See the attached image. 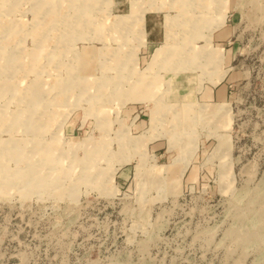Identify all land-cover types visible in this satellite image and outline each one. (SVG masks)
<instances>
[{
    "label": "rangeland",
    "instance_id": "rangeland-1",
    "mask_svg": "<svg viewBox=\"0 0 264 264\" xmlns=\"http://www.w3.org/2000/svg\"><path fill=\"white\" fill-rule=\"evenodd\" d=\"M0 264H264V0H0Z\"/></svg>",
    "mask_w": 264,
    "mask_h": 264
},
{
    "label": "crops",
    "instance_id": "crops-1",
    "mask_svg": "<svg viewBox=\"0 0 264 264\" xmlns=\"http://www.w3.org/2000/svg\"><path fill=\"white\" fill-rule=\"evenodd\" d=\"M145 25H146V22H145ZM146 28H145V30L147 32V41H148L149 44L155 42L156 40H158L160 38L159 36H157L156 28H153V26L151 27L150 24H148V27L146 26ZM226 29L227 28H223L217 34L214 33V39L219 41V44H221V45H223V43H221V42L229 34ZM229 49H230V47H229ZM229 49H226V50L224 49L225 53H227L228 55H229V52H228ZM228 87H229V84H228L227 81L226 82H222V83L220 82V83H218L216 85L213 84V86H211L209 88V90L207 91V100L208 101L209 100H213V101L215 100V101H220L222 103H225L224 100L227 99L228 92H229V88Z\"/></svg>",
    "mask_w": 264,
    "mask_h": 264
},
{
    "label": "bare ground",
    "instance_id": "bare-ground-1",
    "mask_svg": "<svg viewBox=\"0 0 264 264\" xmlns=\"http://www.w3.org/2000/svg\"><path fill=\"white\" fill-rule=\"evenodd\" d=\"M159 51V50H158Z\"/></svg>",
    "mask_w": 264,
    "mask_h": 264
}]
</instances>
